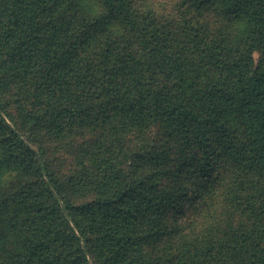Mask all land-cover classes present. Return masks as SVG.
I'll return each instance as SVG.
<instances>
[{"label": "trees", "instance_id": "16d2710c", "mask_svg": "<svg viewBox=\"0 0 264 264\" xmlns=\"http://www.w3.org/2000/svg\"><path fill=\"white\" fill-rule=\"evenodd\" d=\"M85 1L0 0V185L20 182L0 195V264H264V195L248 178L264 174V57L251 60L264 0H220L247 15L246 54L193 21L213 0H177L191 13L177 28L147 0H97L96 14ZM86 126L64 180L37 135ZM222 169L237 228L185 241L190 192L220 186Z\"/></svg>", "mask_w": 264, "mask_h": 264}, {"label": "rangeland", "instance_id": "374dc122", "mask_svg": "<svg viewBox=\"0 0 264 264\" xmlns=\"http://www.w3.org/2000/svg\"><path fill=\"white\" fill-rule=\"evenodd\" d=\"M147 1L149 5L154 8L158 16L162 18H172L170 21L171 27L174 26L177 28L179 24H182L184 19L186 20L188 17H191V13L185 15L184 10L177 9V0ZM84 3L90 6V8H93L94 14H96L97 0H86ZM222 8V1L213 0L208 7L199 12V14L196 12L192 13L193 21L199 20L198 23L204 24L206 30L211 34V39L214 38L215 40L217 39V41L219 39H223L226 44L225 46L235 54L240 53L241 50H243V53L246 54L244 50V39L247 34L251 33L252 30V26L248 21L247 15L245 13H237L235 15L228 16L224 14ZM109 28H112L113 33L119 29L113 28L112 25H110ZM101 37L97 36L96 42L92 44L93 48L96 46ZM125 37H123V35H121V37L118 36L117 41L119 45L121 44V40L123 46L125 45ZM122 49L124 52L128 51L126 45ZM263 57L264 49L254 50L251 52L253 65H257ZM184 58L186 59L185 55ZM206 73L215 75L214 77H216V73H213V71ZM83 131L84 135L82 136L79 134H73L75 136H66L65 138L56 139H51L42 132L37 135L38 141L41 143V147L48 151V157L49 159H52L51 164L54 171H57L59 174L58 176L64 178V180H67L66 178H68V176L77 172L80 167V160L84 157L83 151L89 149L90 141L95 134L92 133L91 128H88L87 126ZM84 163L85 166L88 165L86 160H84ZM221 172L222 177L224 178L223 181L225 182H223L220 186L216 184L211 189L206 191L204 190L203 192L201 191L200 196L198 195L196 198L193 197L196 193L190 192L191 198L187 201H192L193 204L190 202L185 203V207L183 208L184 213L178 218V222L181 223V235L184 237L183 239H185V241H190V243L193 244L201 243L204 247L206 245V240L209 239L210 236H217V232L227 228L228 225L229 228H232L230 230L237 228L236 224L240 222L239 218L237 214H235V211L231 209L233 207L227 202L224 195L225 190L230 187L228 186L229 184L227 181L232 180L230 177L231 174L228 169H222ZM248 178L256 182L253 187L261 188V193L264 195V174L251 177L248 175ZM19 183V181L16 182L15 173L7 174L5 181L1 182L0 195L12 191V188H15V186ZM186 183L189 191H200V188L198 190L196 178L191 179L190 182L186 181ZM166 244V242H162L161 247H166Z\"/></svg>", "mask_w": 264, "mask_h": 264}]
</instances>
